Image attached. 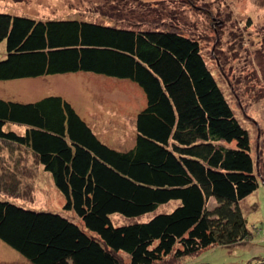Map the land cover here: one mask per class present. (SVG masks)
Listing matches in <instances>:
<instances>
[{
  "label": "trees",
  "instance_id": "trees-1",
  "mask_svg": "<svg viewBox=\"0 0 264 264\" xmlns=\"http://www.w3.org/2000/svg\"><path fill=\"white\" fill-rule=\"evenodd\" d=\"M31 17L0 12V81L89 72L137 84L146 103L133 146L119 151L62 96L0 99V142L31 151L66 213L0 200V241L31 264H125L120 253L128 264H155L247 242L239 204L258 187L249 134L197 40L171 29ZM8 123L23 132L5 130ZM170 201L179 204L145 222L111 220Z\"/></svg>",
  "mask_w": 264,
  "mask_h": 264
},
{
  "label": "rangeland",
  "instance_id": "rangeland-1",
  "mask_svg": "<svg viewBox=\"0 0 264 264\" xmlns=\"http://www.w3.org/2000/svg\"><path fill=\"white\" fill-rule=\"evenodd\" d=\"M0 11L31 18H81L123 27L171 29L197 40L207 67L249 134L258 187L239 205L252 237L243 244L213 245L179 259L169 255L155 264H264V0H0ZM5 54L2 42L0 59ZM49 95L70 102L109 147L124 151L133 146L135 116L146 103L137 84L89 72L0 81L3 100L28 103ZM5 130L20 133L23 127L8 123ZM0 200L66 214L63 196L31 151L2 141ZM178 204L170 201L135 219L115 214L111 220L115 225L145 222ZM120 256L128 264L127 256ZM0 264L31 263L0 241Z\"/></svg>",
  "mask_w": 264,
  "mask_h": 264
},
{
  "label": "crops",
  "instance_id": "crops-1",
  "mask_svg": "<svg viewBox=\"0 0 264 264\" xmlns=\"http://www.w3.org/2000/svg\"><path fill=\"white\" fill-rule=\"evenodd\" d=\"M0 12H4V11H0Z\"/></svg>",
  "mask_w": 264,
  "mask_h": 264
}]
</instances>
